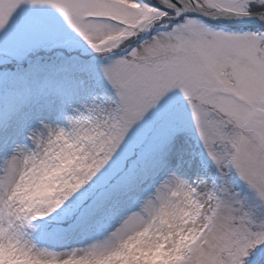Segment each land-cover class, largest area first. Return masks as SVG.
I'll use <instances>...</instances> for the list:
<instances>
[{"label":"snow or ice","instance_id":"obj_1","mask_svg":"<svg viewBox=\"0 0 264 264\" xmlns=\"http://www.w3.org/2000/svg\"><path fill=\"white\" fill-rule=\"evenodd\" d=\"M0 264H264V0H0Z\"/></svg>","mask_w":264,"mask_h":264}]
</instances>
